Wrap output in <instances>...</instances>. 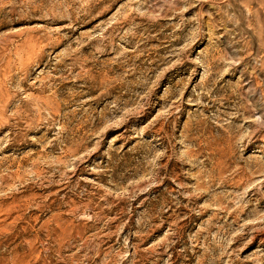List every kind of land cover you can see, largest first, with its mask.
<instances>
[{
	"label": "rangeland",
	"instance_id": "obj_1",
	"mask_svg": "<svg viewBox=\"0 0 264 264\" xmlns=\"http://www.w3.org/2000/svg\"><path fill=\"white\" fill-rule=\"evenodd\" d=\"M0 264H264V0H0Z\"/></svg>",
	"mask_w": 264,
	"mask_h": 264
}]
</instances>
